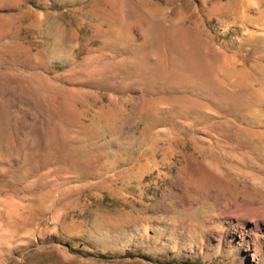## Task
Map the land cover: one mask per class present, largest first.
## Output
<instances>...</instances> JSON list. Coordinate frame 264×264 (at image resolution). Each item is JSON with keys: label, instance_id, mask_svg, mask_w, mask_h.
Segmentation results:
<instances>
[{"label": "rangeland", "instance_id": "1", "mask_svg": "<svg viewBox=\"0 0 264 264\" xmlns=\"http://www.w3.org/2000/svg\"><path fill=\"white\" fill-rule=\"evenodd\" d=\"M0 264H264V0H0Z\"/></svg>", "mask_w": 264, "mask_h": 264}]
</instances>
